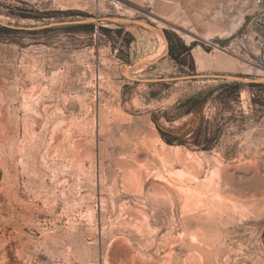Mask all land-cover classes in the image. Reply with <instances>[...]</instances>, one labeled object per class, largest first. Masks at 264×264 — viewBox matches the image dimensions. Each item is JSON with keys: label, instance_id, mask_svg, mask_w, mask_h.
<instances>
[{"label": "rangeland", "instance_id": "rangeland-1", "mask_svg": "<svg viewBox=\"0 0 264 264\" xmlns=\"http://www.w3.org/2000/svg\"><path fill=\"white\" fill-rule=\"evenodd\" d=\"M255 0H0V264H264Z\"/></svg>", "mask_w": 264, "mask_h": 264}, {"label": "built area", "instance_id": "built-area-1", "mask_svg": "<svg viewBox=\"0 0 264 264\" xmlns=\"http://www.w3.org/2000/svg\"><path fill=\"white\" fill-rule=\"evenodd\" d=\"M257 9L242 32L241 39L244 42L243 50L253 53L254 50H263L264 61V0H255Z\"/></svg>", "mask_w": 264, "mask_h": 264}, {"label": "bare ground", "instance_id": "bare-ground-1", "mask_svg": "<svg viewBox=\"0 0 264 264\" xmlns=\"http://www.w3.org/2000/svg\"><path fill=\"white\" fill-rule=\"evenodd\" d=\"M0 254H5V248L3 246H0Z\"/></svg>", "mask_w": 264, "mask_h": 264}]
</instances>
